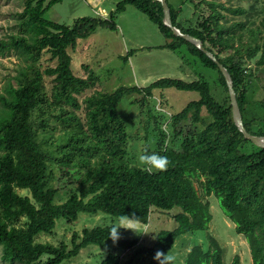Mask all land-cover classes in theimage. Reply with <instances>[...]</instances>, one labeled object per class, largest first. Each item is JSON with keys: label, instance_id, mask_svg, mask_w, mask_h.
<instances>
[{"label": "trees", "instance_id": "16d2710c", "mask_svg": "<svg viewBox=\"0 0 264 264\" xmlns=\"http://www.w3.org/2000/svg\"><path fill=\"white\" fill-rule=\"evenodd\" d=\"M24 10L19 14L18 34L0 37V59L12 52L22 65L3 93L0 88V249L8 263L61 264L76 258L88 246L113 243L122 250L139 246L138 240L122 238L115 226L85 228L74 233L71 248L66 243L53 245L38 241L41 235H52L59 220L76 222L80 214H106L148 225L153 208L175 214L176 228L160 231L149 247H139L144 264H157L153 259L157 250L174 249L177 240L186 234L209 230L212 221L210 204L195 187L201 180L207 197L215 196L223 211L250 246L252 264H264V148L257 147L236 126L231 100L224 76L217 64L199 48L176 37L164 24L161 2L156 0H122L105 18H80L72 26H65L46 18L48 11L63 0H22ZM206 0H167L174 27L183 34L200 39L204 47L226 67L233 80L237 102L246 130L254 136H264V20L263 29L247 28L244 22L225 18L220 10L233 15H245L243 9ZM199 10L187 26L178 19L186 4ZM133 6L156 24L166 39L172 41L160 48L172 51L187 48L206 68L215 70L221 86L228 93L220 103L210 84L204 80L184 82L160 79L148 88L121 87L112 93L95 92L79 101L93 88L94 78L77 77L72 69V56L79 40L89 39L98 28L116 30L117 15L126 6ZM245 32L250 41L244 42ZM228 54H231L227 56ZM48 56L47 65L44 57ZM255 62L256 69H248ZM50 79V94L46 91ZM260 85L261 98L249 96L250 87ZM176 89L196 92L199 100L189 103L181 112L172 115L174 137L160 130L156 153L166 156L169 163L162 171L147 172L126 161L128 133L119 116L118 107L125 96L142 93L153 97L154 90ZM59 111L55 118L65 129L61 145L62 168L78 171L79 187L68 199L56 203L58 190L53 187L54 174L50 170L51 154L37 138L32 122L33 114L41 106ZM206 110L211 122L204 129L184 135L176 130L179 123L192 118L194 124L203 123L201 113ZM84 111V117L78 112ZM82 118V119H81ZM43 128L48 127L43 123ZM65 174H71L66 172ZM20 190H28L23 196ZM24 220V222H22ZM118 236L115 238V230ZM111 236L112 238H110ZM208 247L198 245L187 254L183 264H224V251L212 235L207 236ZM101 264H123L122 257L109 252ZM231 264H241L236 256Z\"/></svg>", "mask_w": 264, "mask_h": 264}, {"label": "rangeland", "instance_id": "374dc122", "mask_svg": "<svg viewBox=\"0 0 264 264\" xmlns=\"http://www.w3.org/2000/svg\"><path fill=\"white\" fill-rule=\"evenodd\" d=\"M122 0H101L96 7L88 0H63L54 5L46 14V18L53 22L72 26L80 18H105L117 8ZM201 1V0H197ZM226 4V0H206ZM178 4V0H172ZM227 7L240 8L246 11L245 15H233L220 10L229 24L244 22L247 28L263 29L264 0H233ZM200 9L207 11V5L202 4ZM186 4L181 7L178 23L187 26L195 19L201 10ZM24 10L22 0H0V37L7 38L12 34H18L19 14ZM116 30L98 28L87 40H79L72 56V69L77 77L94 78L93 88L79 97H84L95 92L112 93L121 87L148 88L160 79H176L184 82L196 80L207 81L217 101L223 103L228 93L219 82V75L215 70L204 67L197 58L191 56L186 47L172 51L160 48L171 44L145 14L133 6H126L123 13L117 15ZM243 41H250L245 32ZM231 54H228L229 56ZM48 56L44 57V65H47ZM21 59L12 52L0 59V88L6 93L10 84H14L20 67ZM248 69H256L255 62L247 65ZM46 91L50 94L52 83L46 79ZM260 85L257 82L250 87L249 96L253 99L261 98ZM199 94L185 92L176 89L154 90L153 97L136 93L125 96L119 104V116L127 126L128 155L126 161L138 166L136 157L142 151L156 153L157 144L161 140L160 129L168 135V143L174 140V131L171 126V117L181 112L189 103L198 101ZM33 114V125L37 138L43 148L51 154L49 161L50 170L54 174L52 185L58 190L56 203H64L70 193L79 187L78 171L62 168L61 145L65 142L63 128L60 121L55 118L58 110H53L44 105ZM1 108V107H0ZM78 115L84 117L83 110ZM203 123L194 124L192 118L178 124L176 130L184 135L204 129L205 124L211 122V117L204 109L201 113ZM82 119V118H81ZM43 123L48 127L43 128ZM140 167V166H139ZM142 168V167H141ZM156 171V170H154ZM71 172V174H65ZM201 180H195V187L205 202L210 204L212 221L209 230L198 231L181 236L169 253L177 257L176 264H183L188 252L195 246L201 245L207 249V236L212 235L220 243L224 251V264H231L236 256H239L241 264H252L250 246L243 235L235 231L234 223L229 219L220 206L215 196L207 197L202 189ZM20 195L28 196V190H17ZM181 210L175 208L171 211H163L153 208L148 225H143L128 219H117L106 214L91 216L80 214L79 219L68 224L59 220L52 235H41L38 241L60 245L66 243L71 248V239L74 233L81 234L85 228L92 229L97 226H115L121 229V236L128 240H138L139 246L131 250H122L113 243L105 246H88L80 251L76 258L66 260L61 264H101L109 252L121 255L123 264H144L139 247H149L160 231L173 230L176 228L174 216ZM24 222V220H22ZM0 264H11L3 260L0 249ZM18 264V263H12Z\"/></svg>", "mask_w": 264, "mask_h": 264}, {"label": "water", "instance_id": "95a60500", "mask_svg": "<svg viewBox=\"0 0 264 264\" xmlns=\"http://www.w3.org/2000/svg\"><path fill=\"white\" fill-rule=\"evenodd\" d=\"M88 1L94 7L99 5V3L101 2V0H88ZM156 1L161 2L162 7H163V12H164V24L172 30L173 34L176 37H181L184 40L195 45L203 53H205L208 58H210L213 62H215L217 64V66H218L220 72L222 73V75L224 76L226 84H227V88H228V92H229V96H230V100H231V105H232L233 119H234L236 126L244 134L246 139L250 140L257 147L264 148V136H254V135L250 134L244 126L241 111H240V108H239V105L237 102L236 93L234 90L233 80H232L231 75L229 74L228 70L226 69V67H224V65L221 64L218 61V59L210 51H208L204 47V44L200 39L195 38V37L190 36V35L183 34L178 28L174 27L172 17H171V10H170V7L167 3V0H156Z\"/></svg>", "mask_w": 264, "mask_h": 264}, {"label": "clouds", "instance_id": "9594fccd", "mask_svg": "<svg viewBox=\"0 0 264 264\" xmlns=\"http://www.w3.org/2000/svg\"><path fill=\"white\" fill-rule=\"evenodd\" d=\"M138 166L142 167L147 172L162 171L168 166V159L166 156L159 155L157 153H149L146 150L139 153L136 157ZM119 229V228H117ZM117 229L115 230V238H117L118 233ZM112 238L111 236H109ZM113 239V238H112ZM153 259L157 264H176L177 257L175 255L168 254V252H162L157 250L154 253Z\"/></svg>", "mask_w": 264, "mask_h": 264}]
</instances>
